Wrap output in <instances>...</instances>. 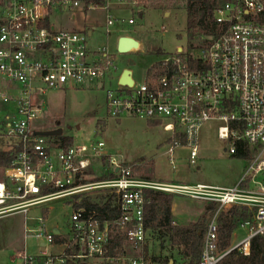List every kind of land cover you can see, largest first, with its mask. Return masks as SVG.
Segmentation results:
<instances>
[{"label": "built area", "instance_id": "obj_1", "mask_svg": "<svg viewBox=\"0 0 264 264\" xmlns=\"http://www.w3.org/2000/svg\"><path fill=\"white\" fill-rule=\"evenodd\" d=\"M144 1L116 0L132 10ZM86 4V0H0V102L14 103L2 126L3 135L22 144L12 165L0 175V213L55 199H68L73 207L65 234L48 231L45 217H38V227L29 232L47 244L38 255L19 252V264H95L101 260L151 264L144 251L149 237L145 223L148 190L216 204L204 231L200 264H217L233 249L249 255L251 238H264V0H226L214 11L215 20L223 25L216 39L194 52L181 48L164 60L166 70L158 76L147 74L141 83L133 79L131 86L117 79V87L107 90L112 117L147 119L170 133L167 153L174 169L178 148L187 149L188 164L200 168V129L206 121H218L217 136L228 142L225 150L230 155L240 147L251 151L238 183L230 187L138 177L132 165L104 152L102 140L63 147L55 137L36 134L43 106L35 97L67 85L103 87L105 79L111 83L117 73L116 57L107 45L90 48L87 32L51 27L56 8L89 9L109 1ZM113 20L108 14L107 33ZM97 161L100 173L107 177L84 181L88 170L96 171ZM93 189L112 196L119 212L113 222H102L95 212L74 207L75 196ZM234 206L254 210L252 220L240 224L250 232L221 252L217 218ZM121 234L136 256L127 255L126 247L121 253L111 252ZM49 246L62 251L53 253Z\"/></svg>", "mask_w": 264, "mask_h": 264}, {"label": "rangeland", "instance_id": "obj_2", "mask_svg": "<svg viewBox=\"0 0 264 264\" xmlns=\"http://www.w3.org/2000/svg\"><path fill=\"white\" fill-rule=\"evenodd\" d=\"M107 1L111 2L104 6L89 8L86 12L81 7L70 10L56 8L50 20L58 27L65 28L80 29L83 24L98 26L97 35L100 43L95 48L106 44L115 55L117 73L114 80L110 83L105 79L103 87L102 84L82 87L67 85L61 89L49 90L44 96L35 97L36 102L43 106V115L35 123V127L38 130L62 129V135L72 137L75 144L102 140L105 143L104 152L132 165L134 174L138 177L150 175V179H154L155 176V179L167 182L201 183L221 187L236 185L247 159L236 158L225 150L228 142L217 136L218 121H206L200 129L198 156L200 168L188 164L187 149L178 148L174 155L176 165L174 169L167 153L171 135L164 130L163 125L128 115L116 119L108 114L107 90L117 87L116 78L121 71L131 70L133 79L141 83L153 64L171 57L179 48L194 52L207 43L205 37L193 41L187 38L185 0H145L142 5L134 8L135 12L123 6H121L123 9L118 7L119 5L114 4L116 1L105 0L104 4ZM108 14L112 16L114 23L109 27L107 35L104 26ZM73 15L75 19L72 18ZM130 18L134 19V23L128 22ZM123 34L133 35L142 42V46L126 53L119 52L118 37ZM95 38L96 33L92 39ZM13 110L14 103L11 101L0 102V148L8 147L6 141L11 140L3 135L2 126L6 123V115L11 114ZM150 152H155L151 158L148 157ZM99 163L100 161L95 162L96 171L92 176L86 177L87 181L100 179L97 177L101 176ZM104 193L106 191L93 189L81 194L95 197ZM68 201L55 199L45 205L29 207L0 217V264H18L15 256L18 252L26 249L28 254L38 255L40 248L46 246L44 239L36 238L29 232L38 227L39 216H47L45 225L48 231H53V228L58 226L64 233H68V222L73 211ZM173 201L174 213L183 223L198 219L205 209L204 201L178 195L174 196ZM249 232L247 226H238L232 236V246ZM125 247L129 249L127 255H137V252L131 251L124 241L123 248ZM49 250L58 253L62 248L49 246ZM144 251L151 264H186V260L179 254L178 247H170L167 241L161 242L155 234L152 235V232ZM95 264L110 262L101 260Z\"/></svg>", "mask_w": 264, "mask_h": 264}, {"label": "trees", "instance_id": "obj_3", "mask_svg": "<svg viewBox=\"0 0 264 264\" xmlns=\"http://www.w3.org/2000/svg\"><path fill=\"white\" fill-rule=\"evenodd\" d=\"M226 0H185V10L187 12V38L199 40L202 37L209 42L216 39L223 30V25L219 24L214 18V11L220 7ZM87 3L104 5V0H86ZM191 47L193 45L191 44ZM161 53V51H158ZM167 63L160 61L153 64L148 75L158 76L165 72ZM55 139L59 146L67 147L73 144V138L70 136H56ZM5 148H0V170L12 165L16 158V153L21 150L22 144L17 141L8 140ZM236 158L249 159L251 151L249 147H240L236 154ZM104 163L107 160L104 159ZM149 164L153 167L152 163ZM94 170L90 169L86 172V176H92ZM111 175V174H110ZM105 178L107 175L97 176ZM150 175L144 176L149 178ZM96 178V179H98ZM85 179L84 181H87ZM48 191L53 189L48 188ZM146 195L145 207V223L146 227L153 231V234L161 242H169L171 247L180 249V256L186 260V264H200L201 251L203 245V235L206 225L216 211V204L208 203L205 212L201 214L197 220L188 224H177L172 214L173 194L148 190ZM78 199H81L78 201ZM74 207H84L86 211H93L97 214L100 221L113 222L119 212L116 206H113V198L110 194H99L97 196L80 194L74 198ZM254 210L247 207L234 206L226 211L220 212L218 215L219 226V251L223 252L232 246V236L235 229L241 223L252 220ZM46 217V215H43ZM59 236L56 240L59 241ZM124 236L117 235L113 241L111 252L114 254L121 253L123 250ZM117 247V249H115ZM217 264H264V238L256 235L251 238V251L249 255H244L238 250L233 249L224 255Z\"/></svg>", "mask_w": 264, "mask_h": 264}, {"label": "crops", "instance_id": "obj_4", "mask_svg": "<svg viewBox=\"0 0 264 264\" xmlns=\"http://www.w3.org/2000/svg\"><path fill=\"white\" fill-rule=\"evenodd\" d=\"M116 0H112V2H115ZM104 2H105V0H104ZM111 1H109V3H110ZM114 4H116L118 7H121V6H123V7H125V8H129V9H131L132 10V7H130L129 5H127V4H118L117 2H115ZM122 8V7H121ZM82 10H85V12L87 11V8H81ZM123 9V8H122ZM137 10V9H136ZM133 12H135L134 11V9L132 10ZM139 11V10H138ZM54 12V11H53ZM53 14V13H52ZM143 14V13H142ZM142 14H140V15H142ZM72 18L73 19H75V16L73 15L72 16ZM50 23H51V27H54L55 29H68V30H75V31H85V32H87V34H88V44H89V46H90V48H95V46H97L100 42L98 41V35H97V29H98V26H94V25H88V24H83L82 25V27L80 28V29H77V28H65V27H63V26H61V27H58L57 25H56V23H54L52 20H50ZM104 25V24H103ZM105 29H106V22H105ZM106 33H107V31H105ZM94 33H96V38L95 39H92L93 38V34ZM107 35H108V33H107ZM122 36H131V37H133V38H135L133 35H130V34H123V35H119V37H118V39H120ZM118 39H117V42H118ZM136 40H138V42H139V47H141L142 46V42L139 40V39H137V38H135ZM97 43V44H96ZM108 43V42H107ZM106 45V44H105ZM125 70V69H124ZM123 70V71H124ZM123 71H121L119 74H118V77L116 78V80L118 79V81L120 80V77H121V75H122V73H123ZM116 75V74H115ZM91 86H93V85H91ZM74 143V142H73ZM99 169H100V164H99ZM197 169H199V168H197ZM153 172H154V169H153ZM154 179L156 178L155 176L153 177ZM155 180H157V179H155ZM161 180V179H160ZM162 181V180H161ZM230 187V186H229ZM175 196V195H174ZM179 196V195H178ZM173 200H174V198H173ZM208 203H206L205 202V208H206V205H207ZM28 209V208H27ZM20 210H22V209H20ZM26 210V209H25ZM19 210H17V211H14V212H18ZM49 210H47V212H48ZM204 211H205V209L203 210V212L201 213V214H203L204 213ZM14 212H2V213H0V217H2V216H4V215H7V214H10V213H14ZM172 214H173V217H174V221H175V223H177V224H188V223H190V222H192V221H195V220H197V219H192V220H189V221H185L184 223L183 222H180L179 221V219L177 218V216L175 215V213H174V201H173V203H172ZM48 215V214H47ZM45 219H47V216L45 217ZM149 229V234L152 232V235H154L153 234V231L150 229V228H148ZM57 231V234H65L64 233V231H62L61 230V228L60 227H58V226H55L54 228H53V231ZM26 233H27V231H26ZM148 234V235H149ZM148 240H149V237H148ZM235 244V243H234ZM233 244V245H234ZM171 247V246H170ZM26 249H24L23 251H25ZM19 253V252H18ZM17 253V254H18ZM17 254H15V256H16V258H17ZM18 259V258H17ZM18 264H19V260H18Z\"/></svg>", "mask_w": 264, "mask_h": 264}, {"label": "water", "instance_id": "obj_5", "mask_svg": "<svg viewBox=\"0 0 264 264\" xmlns=\"http://www.w3.org/2000/svg\"><path fill=\"white\" fill-rule=\"evenodd\" d=\"M138 48H139L138 40H136L135 38L131 36H122L119 39L118 51L121 53H126L133 49H138ZM179 50H181V48H179ZM119 82L122 85L131 86L134 82L131 70L125 69L120 77ZM36 134L41 135V136H46V137H56V136L62 135V129L39 130V131H36ZM154 154L155 152H150L148 154V157L151 158ZM54 232L57 233L56 230Z\"/></svg>", "mask_w": 264, "mask_h": 264}]
</instances>
